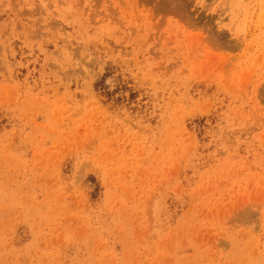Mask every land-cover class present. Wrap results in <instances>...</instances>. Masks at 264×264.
Wrapping results in <instances>:
<instances>
[{"label":"rangeland","instance_id":"1","mask_svg":"<svg viewBox=\"0 0 264 264\" xmlns=\"http://www.w3.org/2000/svg\"><path fill=\"white\" fill-rule=\"evenodd\" d=\"M0 264H264V0H0Z\"/></svg>","mask_w":264,"mask_h":264}]
</instances>
